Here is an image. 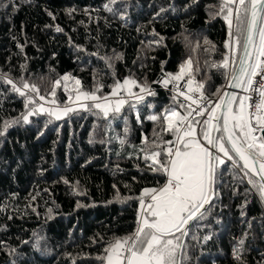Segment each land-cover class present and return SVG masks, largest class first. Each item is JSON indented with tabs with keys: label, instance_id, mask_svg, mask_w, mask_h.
<instances>
[{
	"label": "trees",
	"instance_id": "obj_1",
	"mask_svg": "<svg viewBox=\"0 0 264 264\" xmlns=\"http://www.w3.org/2000/svg\"><path fill=\"white\" fill-rule=\"evenodd\" d=\"M220 7L221 0H0V264H103L109 242L135 231L141 193L166 182L141 149L175 140L164 131L166 109L185 113L155 80L191 61L194 82L216 98L228 81L212 66L228 54ZM126 78L155 95L128 100L108 119L78 108L27 122L28 97L7 82L26 81L50 98L55 87L65 105L77 88L99 83L104 96ZM249 176L255 187L231 161L218 166L215 197L192 222L181 264H264V198Z\"/></svg>",
	"mask_w": 264,
	"mask_h": 264
},
{
	"label": "snow or ice",
	"instance_id": "obj_2",
	"mask_svg": "<svg viewBox=\"0 0 264 264\" xmlns=\"http://www.w3.org/2000/svg\"><path fill=\"white\" fill-rule=\"evenodd\" d=\"M115 2L111 0V3ZM108 10L111 11V8ZM220 14L229 26V42L225 47L230 54L212 66L224 70L228 80L225 87L241 89L245 95L217 89V102L213 104L203 91V83L194 82L191 61L180 65L176 74H166L162 81L165 85L187 77L185 90H180L178 83L174 84V88L186 101L191 102L180 104L181 108L186 109L184 114L176 108L165 110L162 117L164 131L172 133L174 141H163V148L161 144L153 142V149H141L145 152L144 159L150 161L149 168L165 175L166 182L159 188L143 190L139 197L141 211L135 231L109 242L104 250L106 254L98 257L103 264H181V250L185 247L182 237L187 236L191 222L204 217L205 206L211 204L215 195L218 166L225 164L226 160L244 171V176L249 177L248 182L254 187L257 182L251 179L250 173L264 181V0H221ZM57 31L61 29L57 28ZM257 76L259 80H256ZM70 78L65 75L61 79L67 81ZM7 82L21 96L27 95L24 89L39 96L36 85L24 81L22 87H18L10 79ZM60 83V80L55 81L57 86ZM75 84L80 85L81 82L75 80ZM102 87L98 83L91 92L77 88L75 99L70 96L69 102L78 104L84 111L98 110L105 119L109 118L110 113L113 116L120 113L128 101L123 98L112 101L107 96L97 95ZM133 87L140 88L148 95H155L148 86L140 85L131 78H126L122 83L117 81L110 95L119 97L123 91L129 96H136L138 102L143 101L144 96L134 93ZM253 94L258 97L254 103ZM50 95L54 108L46 109L40 104L23 115L22 119L27 122L30 115L43 112L59 120L77 111L69 103L63 107L59 105L55 98V87ZM39 99L43 101L45 97L39 96ZM29 104H36L31 96L25 107ZM192 105H196V108ZM131 107L135 108L136 105ZM196 116L206 118L197 120ZM148 119L160 121L161 117L151 115ZM8 123H5V128ZM197 126H200L199 133ZM0 135L3 133L0 132ZM198 135L207 141L208 146L197 138ZM124 143V139H120V144ZM259 191L261 198H264V183L259 184Z\"/></svg>",
	"mask_w": 264,
	"mask_h": 264
},
{
	"label": "rangeland",
	"instance_id": "obj_3",
	"mask_svg": "<svg viewBox=\"0 0 264 264\" xmlns=\"http://www.w3.org/2000/svg\"><path fill=\"white\" fill-rule=\"evenodd\" d=\"M125 80V79H124ZM123 80V81H124ZM123 81H121V83L123 82ZM69 87H71V88H73V89H76V86H74L73 84H71V85H69ZM24 91L25 92H29L27 89H24ZM112 91V90H111ZM132 91L134 92V93H138L139 95H144V93L145 92H141L140 91V88L138 89V90H134V87H133V89H132ZM76 94H77V92L75 91L74 92V94H73V96H72V98H73V100L75 99V96H76ZM111 94V92L110 93H108V94H106V95H104V96H107L108 97V99H110V100H112V101H115L116 99H120V98H123V99H126L127 101L128 100H137V98H136V96H129V95H127L126 94V92H121L120 93V96L119 97H113V96H111L110 95ZM239 95H244V92L241 90V94H239ZM29 96H31L35 101H36V104H30V109H29V111L33 108V107H37L38 105H40V104H43V106H44V108H46V109H50V108H54L55 107V105H53L52 103H51V101H52V99L53 98H50V97H46V96H44L45 97V100H40L39 99V96L36 94V93H34V92H29V94H27V97H29ZM60 105V104H59ZM69 105L71 106V107H73V108H76V109H78L79 108V106H78V104H75V103H70L69 102ZM61 107H63L64 105H60ZM177 109V108H176ZM178 110V109H177ZM28 111V112H29ZM179 111V110H178ZM184 111H186V109L184 110ZM27 112V113H28ZM41 113H43V112H41ZM44 114H46V113H44ZM111 114V113H110ZM181 114H183V113H181ZM54 118V117H53ZM198 120V119H197ZM198 139H201V142L202 143H204L206 146H207V141H204L203 140V138L201 137V136H199L198 135V137H197ZM221 156L223 155L222 153L220 154ZM140 208V207H139Z\"/></svg>",
	"mask_w": 264,
	"mask_h": 264
},
{
	"label": "built area",
	"instance_id": "obj_4",
	"mask_svg": "<svg viewBox=\"0 0 264 264\" xmlns=\"http://www.w3.org/2000/svg\"><path fill=\"white\" fill-rule=\"evenodd\" d=\"M226 42H229V30H228V33H227V36H226V41H225V43ZM228 54H230V52H229V49H228ZM166 74L167 73H165V72H161L158 76H157V78H156V80H155V83L156 84H158V85H160V86H162L163 88L165 87V88H168L169 90H171L174 94H175V96L177 97V98H179L180 100H181V102H183V103H185V104H189V103H191L190 101H186L185 99H184V97L183 96H180L179 94H178V91L177 90H175V88H174V84H176V83H178L179 84V88H180V90H185V83H186V78H185V80H181V81H179V82H170V83H168L167 85H165L164 83H162V81L166 78ZM260 79V77L259 76H257L256 77V80H259ZM227 83H228V81H227ZM227 83H226V85H227ZM225 85V86H226ZM225 89H226V87H224V91H225ZM244 95H245V93H244ZM258 99V97H256V95L255 94H253V103L256 101ZM210 100L212 101V103L214 104L215 102H217V97L216 98H210ZM192 107L193 108H196V105H192ZM194 116H195V113L193 114ZM204 118H206V117H199V116H196L195 117V119H198V120H200V119H204ZM199 127L200 126H197V132L199 133Z\"/></svg>",
	"mask_w": 264,
	"mask_h": 264
},
{
	"label": "water",
	"instance_id": "obj_5",
	"mask_svg": "<svg viewBox=\"0 0 264 264\" xmlns=\"http://www.w3.org/2000/svg\"><path fill=\"white\" fill-rule=\"evenodd\" d=\"M237 63H238V61H237ZM227 84H228V83H227ZM225 91H228V92H236V93H238V95H239V93L241 92V89H232V88H230V87H226ZM213 134H214V135H217V133H213ZM256 177H257V179L260 181V183H264V181H261V180H260L259 176H256ZM214 189H215V184H214ZM214 197H215V195L213 196L212 200L214 199ZM211 202H212V201H211ZM208 206H209V205H206L205 208L207 209ZM191 224H192V222H191L190 225L188 226V230H189ZM185 238H186V236L182 237V242H183V244H184ZM181 253H182V250H181Z\"/></svg>",
	"mask_w": 264,
	"mask_h": 264
},
{
	"label": "crops",
	"instance_id": "obj_6",
	"mask_svg": "<svg viewBox=\"0 0 264 264\" xmlns=\"http://www.w3.org/2000/svg\"><path fill=\"white\" fill-rule=\"evenodd\" d=\"M208 146V145H207ZM159 188V187H158ZM140 211H141V209H140Z\"/></svg>",
	"mask_w": 264,
	"mask_h": 264
},
{
	"label": "clouds",
	"instance_id": "obj_7",
	"mask_svg": "<svg viewBox=\"0 0 264 264\" xmlns=\"http://www.w3.org/2000/svg\"><path fill=\"white\" fill-rule=\"evenodd\" d=\"M239 94H241V92Z\"/></svg>",
	"mask_w": 264,
	"mask_h": 264
}]
</instances>
